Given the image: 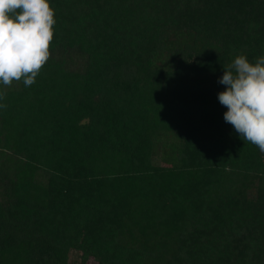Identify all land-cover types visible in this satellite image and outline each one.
Segmentation results:
<instances>
[{"label": "trees", "instance_id": "obj_1", "mask_svg": "<svg viewBox=\"0 0 264 264\" xmlns=\"http://www.w3.org/2000/svg\"><path fill=\"white\" fill-rule=\"evenodd\" d=\"M50 3L35 82H0V264H264V153L218 100L264 0Z\"/></svg>", "mask_w": 264, "mask_h": 264}, {"label": "clouds", "instance_id": "obj_2", "mask_svg": "<svg viewBox=\"0 0 264 264\" xmlns=\"http://www.w3.org/2000/svg\"><path fill=\"white\" fill-rule=\"evenodd\" d=\"M54 17L50 0H0V82H35L50 56ZM223 67L218 83L226 90L218 100L228 109L224 120L264 153V56L253 64L240 54Z\"/></svg>", "mask_w": 264, "mask_h": 264}, {"label": "rangeland", "instance_id": "obj_3", "mask_svg": "<svg viewBox=\"0 0 264 264\" xmlns=\"http://www.w3.org/2000/svg\"><path fill=\"white\" fill-rule=\"evenodd\" d=\"M89 264H95V263H93L92 261H90Z\"/></svg>", "mask_w": 264, "mask_h": 264}]
</instances>
